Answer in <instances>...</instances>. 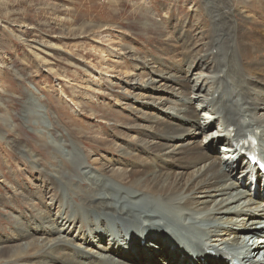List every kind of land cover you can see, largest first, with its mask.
Instances as JSON below:
<instances>
[{
	"label": "bare ground",
	"instance_id": "6f19581e",
	"mask_svg": "<svg viewBox=\"0 0 264 264\" xmlns=\"http://www.w3.org/2000/svg\"><path fill=\"white\" fill-rule=\"evenodd\" d=\"M209 3L215 7L213 26L207 23L194 29L198 40L189 26L182 25L177 42L172 37L170 46L165 48L169 57L179 53L181 64L187 66L179 65L172 70L157 60H143L136 65L143 72L130 94L137 98L141 94L134 92L140 91L148 97L147 103L137 102L128 107L131 113L144 116L148 124L144 126L147 132L143 138L134 143L138 151L136 162L131 170L102 165L97 170L96 180L100 183L93 188L79 187L84 194H75L77 209L88 218L95 215L106 218L97 223L85 220L79 211L69 210V203L63 218L53 219L39 211L42 234L30 231L25 222L16 221V241H0V264H31L25 262L28 259H34L35 264L45 259L44 264H105V260L108 264H228L231 258L243 264H264V256L263 261L258 260L264 253V193L260 190L257 168L244 161L243 173L247 174L242 182L236 181L233 175L236 168L222 162L219 147L223 142L236 146L240 139L251 135L257 138L259 148L264 149V96L258 97L253 92L264 95V12L260 13L261 23L248 10L249 15L239 13L228 0ZM241 3L247 8L255 7L252 2L241 0ZM157 29L164 35L167 33L162 26ZM179 44L182 53L178 51ZM187 52L194 53L192 58L186 56ZM192 80L194 86L190 85ZM190 97L206 102L203 111L210 110L208 121L192 106ZM174 100L182 103H174L176 112L168 113L165 108ZM214 122L220 125L219 131L212 126ZM128 129L133 131L135 127ZM203 136L205 142L201 143ZM90 140L85 141L90 145ZM164 157L170 162H162ZM239 159L243 161L241 156ZM82 165L85 163L79 162ZM109 172L113 173L111 180V176L103 174ZM55 176L52 173L47 177L53 178L49 180V190L52 199L61 205L65 194L57 196L58 189L54 186L61 178ZM83 177L97 178L89 171ZM108 182L112 186L108 187ZM248 186L255 188L257 194L246 189ZM117 187L125 192L119 194ZM237 191L239 198L233 203L229 198ZM44 193L45 189H39L35 195L41 203L46 198ZM19 196L22 200L26 198L22 192ZM242 203L246 206L240 213L232 211V206ZM140 208L150 210L147 211L152 215ZM70 211L72 214L68 216ZM240 216L244 221L242 229L210 225L229 223ZM77 223L88 225L89 233L100 230L101 234L92 233V240L98 242L86 239L84 248L78 245V240L68 234ZM163 229L186 238L187 247L182 245L183 241L180 244L161 238ZM197 251L201 260L195 256Z\"/></svg>",
	"mask_w": 264,
	"mask_h": 264
},
{
	"label": "rangeland",
	"instance_id": "374dc122",
	"mask_svg": "<svg viewBox=\"0 0 264 264\" xmlns=\"http://www.w3.org/2000/svg\"><path fill=\"white\" fill-rule=\"evenodd\" d=\"M228 1L239 13L249 11L253 18L262 21L264 0H245L255 5L253 9L244 7L241 0ZM214 8L209 0H0V241H16V221L25 222L30 231L41 235L39 211L53 219L63 218L68 203L69 210L79 211L85 220L97 223L106 218H88L77 209L75 194H84L80 188H93L100 183L96 179L102 165L131 170L136 162L138 151L134 143L143 138L148 125L144 116H137L128 108L137 102H148L147 95L140 91L134 92L141 94L137 98L130 94L143 72L137 63L157 60L172 70L187 66L181 64L179 53L169 57L165 48L170 46L172 37L177 42L183 26H189L192 36L199 40L195 30L207 23L212 25ZM159 26L167 32L165 35L157 29ZM180 49L179 44L178 51L184 52ZM193 54L187 52L186 56L192 58ZM194 80L191 86L195 85ZM189 101L208 121L210 110L203 111L206 102L194 97ZM174 103L182 102L174 100L165 111L174 114ZM213 125L220 130L218 122ZM131 127L135 130L129 131ZM87 139H91L90 145ZM199 142H205V136ZM168 161L164 157L162 162ZM79 162L85 165L81 168ZM77 169L82 175L89 171L97 178H82ZM52 173L61 178L54 187L59 198L65 194L64 208L51 197L49 180L53 178L47 177ZM103 174L113 179V173ZM233 175L242 182L243 167ZM107 186L112 185L108 182ZM39 189H45L42 203L35 196ZM117 189L119 194L125 192ZM251 191L257 194L254 188ZM19 192L26 194L24 200ZM237 193L229 198L233 203L239 198ZM245 206L235 204L232 211L240 213ZM60 210L64 213L59 214ZM214 224L244 228L241 216L229 223H210ZM88 227L77 223L74 230H68L82 248L86 239L98 242L92 240V233H102L98 229L89 233ZM26 261L35 264L34 259ZM40 261L38 264L47 262Z\"/></svg>",
	"mask_w": 264,
	"mask_h": 264
}]
</instances>
